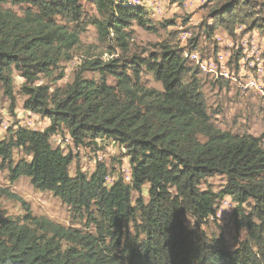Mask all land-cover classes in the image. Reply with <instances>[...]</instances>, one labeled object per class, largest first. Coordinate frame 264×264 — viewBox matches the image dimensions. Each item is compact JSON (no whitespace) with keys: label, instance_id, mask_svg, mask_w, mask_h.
I'll list each match as a JSON object with an SVG mask.
<instances>
[{"label":"trees","instance_id":"trees-1","mask_svg":"<svg viewBox=\"0 0 264 264\" xmlns=\"http://www.w3.org/2000/svg\"><path fill=\"white\" fill-rule=\"evenodd\" d=\"M7 3L22 12L0 9L2 93L13 110L17 71L23 79L22 107L50 123L44 130H8L0 140L1 166L10 181L25 176L34 188L58 197L86 218L90 230L65 227L26 208L21 219L0 220V264H264V228L253 220L254 215L263 220L264 214L261 139L213 124L196 77L199 69L187 64L180 48L163 42L155 52L126 56L132 24L152 28L146 8L128 0H0ZM250 11L247 0H216L209 16L232 33L235 24L248 21ZM254 21L252 28L262 27ZM88 25L109 54L82 58L63 87L51 90L39 83L41 75L70 59ZM116 49L120 53L111 55ZM143 73L162 89L147 87ZM61 129L75 148L98 139L124 147L130 183L117 177L107 186L103 163L89 175L79 168L70 175L72 152L49 140ZM14 149L23 154L15 162ZM212 176L224 177L223 187L201 189ZM145 185L148 199L132 201V192L141 193ZM227 195L236 203L234 224L247 236L234 251L183 222L189 215L204 223ZM245 204L252 205L248 214Z\"/></svg>","mask_w":264,"mask_h":264},{"label":"rangeland","instance_id":"rangeland-1","mask_svg":"<svg viewBox=\"0 0 264 264\" xmlns=\"http://www.w3.org/2000/svg\"><path fill=\"white\" fill-rule=\"evenodd\" d=\"M144 6L152 28L144 29L135 23L131 26L129 51L131 54L145 55L155 52L158 44L167 42L180 48L189 66L199 69L197 79L205 98L206 109L213 124L220 130L230 131L235 135L250 134L260 137L264 148V0H247L251 15L245 24H235L232 33L225 26L215 24L209 16L210 9L216 0H128ZM135 1V2H133ZM139 3H138V2ZM24 7V6H23ZM88 14L95 15L94 9L86 5ZM0 9H11L21 14L18 5L1 4ZM258 21L262 27L252 28L250 21ZM214 26L212 33L207 27ZM111 36V35H110ZM116 49L111 55L119 54ZM68 60H62L59 67L50 75L39 77V83H47L51 90L63 87L71 82L73 72L84 57L94 58L109 54L106 43L98 39L96 29L88 25L80 35V41L70 53ZM197 55V59L191 56ZM219 68V62L230 71L229 80L226 70H218L217 78L209 72V65ZM206 67V68H204ZM62 74V75H60ZM90 75H94L90 73ZM96 78L97 75H96ZM108 82L113 79L107 77ZM143 83L150 88L161 90L160 82L151 74H142ZM252 82V83H251ZM23 79L17 71H13V92L15 107L9 108V100L2 93L0 85V140L9 135L8 130L22 126L34 130H44L49 120L22 107L24 96L21 92ZM53 147H60L65 153L71 151L74 158L69 167L73 175L77 168L89 175L97 163L107 166L106 185H111L117 177L130 183L129 158L124 147L111 140H97L89 147L75 148L71 144L67 130L61 129L50 136ZM23 157L22 151L14 149V162ZM225 178L221 176L207 177L200 185L201 189L209 188L218 191L223 187ZM147 187L141 193L132 192V201L138 196L148 199ZM0 220L5 217L21 219L26 208L33 216L44 217L65 227H74L89 231L86 218L74 214L58 197L49 191H41L32 186L28 177L22 176L10 181L8 170L1 166L0 160ZM236 203L227 195L217 204L214 216L204 223L197 224L193 217L186 215L183 222L186 228L204 234L208 239L216 238L224 242L225 247L234 251L246 240V229L236 228L234 224V208ZM252 205H243L245 214ZM257 224L263 220L253 216ZM264 240V232H263Z\"/></svg>","mask_w":264,"mask_h":264},{"label":"built area","instance_id":"built-area-1","mask_svg":"<svg viewBox=\"0 0 264 264\" xmlns=\"http://www.w3.org/2000/svg\"><path fill=\"white\" fill-rule=\"evenodd\" d=\"M138 1H144V0H138ZM204 68H206V67H204ZM209 72L215 77V78H217V71L218 70H226V78H224L225 80H229V73H230V71H229V69L227 68V67H224L223 65H222V63H220L219 62V68L217 67V66H215L214 65V62L213 63H211V65H209ZM258 72H263L264 73V70L263 69H258L257 70ZM252 83V82H251ZM70 140H71V138H70ZM71 144H72V140H71ZM73 145V144H72ZM78 149L80 148V147H77Z\"/></svg>","mask_w":264,"mask_h":264},{"label":"bare ground","instance_id":"bare-ground-1","mask_svg":"<svg viewBox=\"0 0 264 264\" xmlns=\"http://www.w3.org/2000/svg\"><path fill=\"white\" fill-rule=\"evenodd\" d=\"M133 2H135V1H133ZM138 2V1H137ZM130 3H132V2H130ZM139 3V2H138ZM132 4H136V3H132ZM136 5H140V4H136ZM193 59H197V55H195V54H193L192 56H191Z\"/></svg>","mask_w":264,"mask_h":264}]
</instances>
